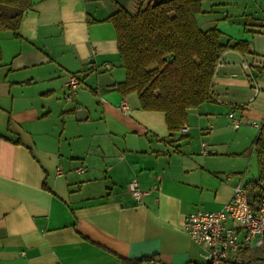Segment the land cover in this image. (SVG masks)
<instances>
[{"label": "crops", "instance_id": "obj_1", "mask_svg": "<svg viewBox=\"0 0 264 264\" xmlns=\"http://www.w3.org/2000/svg\"><path fill=\"white\" fill-rule=\"evenodd\" d=\"M199 2L198 28L248 52L221 55L210 101L187 109V131L172 135L162 112L117 91L112 0H32L15 32L0 30V264L202 263L184 217L221 210L257 179L264 0ZM70 76L80 83L66 102ZM256 249L236 260L264 264L248 259Z\"/></svg>", "mask_w": 264, "mask_h": 264}, {"label": "trees", "instance_id": "obj_2", "mask_svg": "<svg viewBox=\"0 0 264 264\" xmlns=\"http://www.w3.org/2000/svg\"><path fill=\"white\" fill-rule=\"evenodd\" d=\"M32 0H0V30L15 32ZM201 12L199 0H135L130 12L121 8L108 20L116 32L117 49L125 69V81L117 91L135 93L140 108L162 112L169 135L187 118L186 111L210 101L215 66L227 50L246 54L248 45L220 42L215 30L201 31L194 16ZM257 179L252 202L264 199V124L253 144ZM264 255V246L248 259Z\"/></svg>", "mask_w": 264, "mask_h": 264}, {"label": "built area", "instance_id": "obj_3", "mask_svg": "<svg viewBox=\"0 0 264 264\" xmlns=\"http://www.w3.org/2000/svg\"><path fill=\"white\" fill-rule=\"evenodd\" d=\"M79 83L76 76L69 77L66 82V102L72 100ZM121 109L126 110L125 103L121 105ZM262 124L264 119L252 126L259 130ZM235 127H238L236 123ZM180 130L187 131L185 127ZM202 147L205 154L206 145L202 143ZM128 190L140 202L144 192L138 188L136 181L128 183ZM182 227L190 239L202 249L201 264H242L236 260L235 254L238 251L264 246V199L253 203L245 188L239 184L221 210L189 214L184 217ZM149 264L158 263L151 259Z\"/></svg>", "mask_w": 264, "mask_h": 264}, {"label": "water", "instance_id": "obj_4", "mask_svg": "<svg viewBox=\"0 0 264 264\" xmlns=\"http://www.w3.org/2000/svg\"><path fill=\"white\" fill-rule=\"evenodd\" d=\"M119 8L130 12L131 5L135 0H112ZM156 3L157 0H153Z\"/></svg>", "mask_w": 264, "mask_h": 264}, {"label": "rangeland", "instance_id": "obj_5", "mask_svg": "<svg viewBox=\"0 0 264 264\" xmlns=\"http://www.w3.org/2000/svg\"><path fill=\"white\" fill-rule=\"evenodd\" d=\"M255 129V128H254ZM256 130V129H255ZM256 132H257V130H256ZM251 148H252V144H251Z\"/></svg>", "mask_w": 264, "mask_h": 264}]
</instances>
